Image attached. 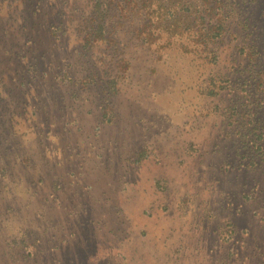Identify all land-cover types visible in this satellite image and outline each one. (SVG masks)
<instances>
[{"label": "rangeland", "instance_id": "obj_1", "mask_svg": "<svg viewBox=\"0 0 264 264\" xmlns=\"http://www.w3.org/2000/svg\"><path fill=\"white\" fill-rule=\"evenodd\" d=\"M92 6L0 0V264H264V159L242 158L237 115L264 97L238 35L209 63L129 51L103 116L113 53L76 43Z\"/></svg>", "mask_w": 264, "mask_h": 264}, {"label": "trees", "instance_id": "obj_2", "mask_svg": "<svg viewBox=\"0 0 264 264\" xmlns=\"http://www.w3.org/2000/svg\"><path fill=\"white\" fill-rule=\"evenodd\" d=\"M90 1L93 2L92 10L79 26L76 43L77 51L84 57L93 55L96 49L101 54H107V51L113 53L103 68L100 81L95 84L101 96H105L103 116L107 114V109H114L112 93L119 86V77L130 67L131 59L125 56L129 51L130 56L138 51L145 52L152 64L162 57L164 50L177 45L183 52L194 53L209 63V56L217 53L235 34L246 52L248 67H245L244 73L247 78H256L254 85L264 97V63L260 46L264 33L258 34L262 28L258 25L256 31L254 19L249 13L245 14L248 2L253 1L257 5L258 0ZM262 19L264 22V15ZM60 28L56 30L60 31ZM97 76L99 73L87 78L69 76L67 79L73 86L81 84L85 87V84L93 83ZM211 90L212 94L218 93L215 89ZM250 105L244 112L242 108L237 112V115L245 117L239 120L238 137L244 147L242 158L255 168L264 159V116H259L260 108L253 111Z\"/></svg>", "mask_w": 264, "mask_h": 264}]
</instances>
